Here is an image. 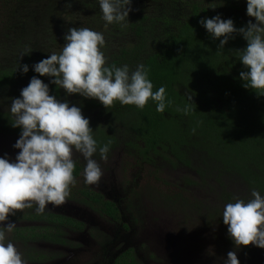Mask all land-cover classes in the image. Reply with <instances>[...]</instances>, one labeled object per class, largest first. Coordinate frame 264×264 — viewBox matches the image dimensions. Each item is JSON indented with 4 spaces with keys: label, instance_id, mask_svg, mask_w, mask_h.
Masks as SVG:
<instances>
[{
    "label": "trees",
    "instance_id": "trees-1",
    "mask_svg": "<svg viewBox=\"0 0 264 264\" xmlns=\"http://www.w3.org/2000/svg\"><path fill=\"white\" fill-rule=\"evenodd\" d=\"M53 1L0 0V42L6 41V47L0 48V106L8 107L0 109L2 136L19 137L20 129L11 124V101L35 74L31 68L27 74L16 71L19 63L32 65L45 58L47 47L50 53L59 52L62 45L50 49L56 33L88 27L104 33L109 66L127 64L134 70L138 64L145 65L153 91L166 89L165 110L158 112L151 100L143 109L118 101L105 108L98 100L78 94L66 97L54 85L53 94L82 104L95 132L97 128L103 131L96 126L102 123L128 125L147 144L166 141L162 153L172 162L166 150L189 167V155L198 156L202 165L193 169L202 181L213 175L215 179L235 176L248 190L264 195V95L242 86L239 72L244 69L236 59L246 41L237 33L223 49L218 48L219 40L199 23L203 17L221 14L241 27L250 19L246 0H133L137 14L133 10L123 24L107 26L98 0ZM70 13L74 22L64 17ZM45 24L51 28L40 27ZM30 48L31 54L20 61ZM41 78L47 82V77ZM231 198L224 193L225 201L231 203Z\"/></svg>",
    "mask_w": 264,
    "mask_h": 264
},
{
    "label": "clouds",
    "instance_id": "clouds-1",
    "mask_svg": "<svg viewBox=\"0 0 264 264\" xmlns=\"http://www.w3.org/2000/svg\"><path fill=\"white\" fill-rule=\"evenodd\" d=\"M98 4L106 26L123 24L134 10L133 0H98ZM246 15L250 19L241 27L221 14L203 17L199 23L214 40H219L221 49L234 34L242 36L246 46L237 50L236 59L244 69L239 72V79L244 88L264 95V0H246ZM64 41L59 52H51L32 65L20 62L16 69L27 74L31 68L35 74L11 101V124L20 129L12 147L19 151L14 159L8 153L0 156V264H29L8 238L7 234L16 227L12 217L17 210L32 208L33 204L35 212L43 214L49 204L60 206L66 202L76 182L74 153L82 154L86 160V184H98L104 175L100 163L93 158L98 142L90 117L84 115L82 104L58 98L51 86L63 89L66 97L78 94L98 100L105 108L118 101L143 109L151 100L156 103V110L163 112L168 103L165 87L153 91L144 64L134 70L127 64L108 65L103 32L71 27L65 32ZM32 51L30 48L23 52L20 61ZM41 77H47V82ZM110 144L111 141L99 147L104 161L108 159ZM251 195L253 199H236L226 204L223 223L236 246L264 248V196L255 190ZM225 264H241L236 251L227 253Z\"/></svg>",
    "mask_w": 264,
    "mask_h": 264
},
{
    "label": "flooded vegetation",
    "instance_id": "flooded-vegetation-1",
    "mask_svg": "<svg viewBox=\"0 0 264 264\" xmlns=\"http://www.w3.org/2000/svg\"><path fill=\"white\" fill-rule=\"evenodd\" d=\"M0 109L7 107L1 105ZM96 126L103 130L97 128L96 133L93 129V135L102 137L93 157L104 170L100 182H84L86 160L74 153L76 182L66 202L49 204L43 214L35 212V204L17 210L12 217L16 227L8 238L29 264H191L193 252L187 255L188 260L187 251L176 246L182 241L194 246L199 239L190 234L194 225L187 224L196 222L194 213L200 204L197 187L201 178L193 169L199 166V157L190 154L189 167L166 150L174 163L162 153L166 145L162 139L147 144L128 125ZM17 139L0 133V156L8 153L14 159L19 149L12 146ZM109 141L110 152L104 161L99 147ZM175 172L179 175L174 176ZM172 207L189 210L192 219L176 221L168 214Z\"/></svg>",
    "mask_w": 264,
    "mask_h": 264
},
{
    "label": "rangeland",
    "instance_id": "rangeland-1",
    "mask_svg": "<svg viewBox=\"0 0 264 264\" xmlns=\"http://www.w3.org/2000/svg\"><path fill=\"white\" fill-rule=\"evenodd\" d=\"M41 1L44 3L47 0H41ZM53 3H59V2L57 0H54ZM137 7H133L134 12H136L135 14H137L139 10V8ZM70 14H71L70 17H68V15L66 16L64 15V17L66 18L67 21L74 22L73 21L74 15L72 13ZM78 19L83 20L81 17H79ZM40 27L44 29L51 28L49 24L41 25ZM3 39L4 38H2V40ZM8 41L10 43H13V41L11 40ZM0 43H1L0 48L4 49L6 47V41H2ZM61 43L62 44L65 43L64 35H61L60 33H56L54 47L53 48L51 47L50 49L61 47L60 46ZM8 45L10 48L12 47L10 44ZM49 53L50 50L48 49V47L43 49V54L48 55ZM200 165L202 164L200 163ZM178 175L179 173L175 172L174 176H178ZM214 177L215 175L211 176L210 178H205V180L203 181L202 178L200 179L199 187H197V190L199 191V194L201 196L200 204H198L199 210L197 209L194 213V218L196 222L187 221L188 225L190 226H192V224L194 225V228H192L193 231L190 232V234L198 235L199 236L198 242L194 243L193 246L191 245L189 240L188 243L186 241H182L180 245L176 246V249L179 251H187V253L185 254L186 258L189 252H193L191 258L192 260H189L187 258L189 261L192 262L191 264H193V261L196 262V264H225L227 253L229 251L237 252L238 259L240 260L241 264H264V248L256 247L251 244L240 247L236 246L233 240L231 239V237L228 235L227 225L223 223V217H222L225 206L221 202L225 201L224 200L225 192L227 193L229 192V194L232 196L231 203H234L236 199H243L245 201L253 199L251 195L252 191L248 190V188L246 189L245 185L241 183V180L235 176L223 175L220 176L218 179L217 178L215 179ZM221 184H224V187L227 186L229 189H227L226 187L227 190H225L224 188H222ZM204 205H207L205 209H203ZM214 208H216L217 210L214 211L213 210ZM207 210L209 211L212 210L211 211L212 213L209 214L208 212H206ZM188 213L189 210L186 209H184L183 211H180L177 208L173 209V207L168 209V214H170V216H172L173 214V218L178 222H180L179 219H183V218L192 219L190 217V214ZM180 229L181 226H179L175 230L177 232L180 231Z\"/></svg>",
    "mask_w": 264,
    "mask_h": 264
}]
</instances>
